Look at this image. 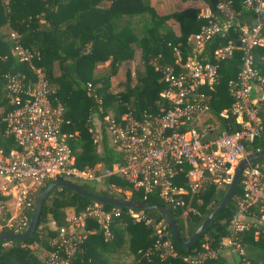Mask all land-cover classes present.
<instances>
[{"label": "built area", "instance_id": "1", "mask_svg": "<svg viewBox=\"0 0 264 264\" xmlns=\"http://www.w3.org/2000/svg\"><path fill=\"white\" fill-rule=\"evenodd\" d=\"M242 1L245 7L264 16V0ZM215 9L216 13L208 6L200 10L198 17L203 23L187 37L189 53L183 56L178 47H173V61L155 67L163 86L159 97L166 105L156 114L147 110L135 114L127 107L116 117H103L110 146L122 154L123 163L98 172L76 167L75 155L67 142L74 133L65 131L69 121L64 119L63 106L54 96L55 87L49 83L44 68L34 62L39 60L38 52L24 47L18 33L10 31L11 53L18 63L27 66L29 76H3L6 104L0 112V135L11 139L15 147H0V231H25L30 222L25 211L31 207L39 187L55 179L100 186L106 178L116 177L130 188L122 191L114 184L109 188L125 195L137 191L144 197H155L181 209L184 217L198 215L193 199L196 197L195 202L200 203L198 195L207 184L229 186L238 162L264 151L254 146L261 136L262 117L257 111L264 104V97L251 96L254 86L264 91V77L253 68V51L264 45L262 20L253 27L236 23L237 43L230 38L221 43L220 39L230 35L234 13L226 0H217ZM211 43L215 45L209 59L204 49ZM236 50L241 52L240 69L236 79L227 82L232 102L220 116L232 115L239 129L212 136L214 126L206 116L207 91L214 89L220 64ZM93 93L88 83L86 96ZM183 166L187 168L184 170ZM178 172H183L186 179L183 185L175 183ZM238 183L242 194L221 247L213 250L203 245V251L184 258L187 264H202L225 249L235 256L237 264H250L239 236H264V163H247ZM123 216L152 229L157 238L154 247L161 258L176 255L163 219L155 221L141 210L118 206L106 209L95 203L87 205L79 215H66L65 224L49 241L46 264L70 263L78 245L94 232L87 227V220L108 235L111 220Z\"/></svg>", "mask_w": 264, "mask_h": 264}, {"label": "trees", "instance_id": "2", "mask_svg": "<svg viewBox=\"0 0 264 264\" xmlns=\"http://www.w3.org/2000/svg\"><path fill=\"white\" fill-rule=\"evenodd\" d=\"M102 1L109 2V5L101 6ZM180 1H201L216 13L217 0ZM226 1L231 4L234 20L229 29L230 35L220 39L221 43H225L227 38L237 43L236 23H246L253 27L260 19L264 34L263 14L245 7L242 0ZM198 12L196 7H187L160 15L148 0H0V112L4 111L6 104L4 73H25L29 76L27 66L18 63L11 53L9 33L15 31L24 47L38 52L39 60L34 62L44 68L49 83L55 87L54 96L63 106L64 119L69 121L65 131L74 133V137L67 142L75 155L76 167L98 172L123 163L122 154L108 143L103 117H116L127 107L135 114L142 110L156 114L166 105L159 97L162 84L152 81L159 79V74L151 60L157 66L171 63L173 47H178L183 56L189 53L187 37L197 32L203 23ZM140 15L145 20L138 30L128 25L127 21L122 22L123 17L133 19ZM3 29H7L5 35ZM214 45L211 43L204 49L209 59ZM135 46L140 50L142 74L137 75L136 83L131 85L129 73H126L122 89L112 91L111 77L116 74L123 61L132 59ZM240 56L241 52L236 50L230 59L220 64L214 89L207 91L209 111L206 116L214 126L212 136L222 131L230 133L239 129L232 115L222 117L220 112L229 109L231 105L227 82L236 79L240 69ZM107 61V74L96 77L97 66ZM253 68L258 76L264 77V45L253 51ZM88 83L94 90L90 96H86ZM257 113L262 117L264 104ZM94 117L99 122V128L94 124ZM99 144L103 146L102 155H98ZM254 146L264 150L261 136L255 140ZM0 147L8 150L15 147V144L11 139L0 135ZM250 148L251 146L247 147ZM259 162L264 163V160ZM186 168L183 166L184 170ZM185 180L183 172H178L175 183L183 185ZM73 183L104 196L165 206L174 221L178 238L182 241L215 208L228 187L207 184L205 190L198 195L200 203L195 202L196 197L193 199L198 215L184 217L181 209L155 197H144L137 191L125 195L122 191L130 187L127 182L116 177L106 178L100 186L85 182ZM111 184L120 187L122 191L109 188ZM45 185L39 187L37 194ZM241 194V185L238 183L227 205L187 249H182L175 243L167 228L176 252L174 257L161 258L160 251L154 247L157 238L152 229L142 223H132L126 216L111 220L108 235L95 222L87 220V227L94 232L78 245L69 264H187L184 258L203 251V245L213 250L221 247L222 239L228 235V222ZM95 203L106 209L112 207L87 199L68 188H53L42 203L37 227L31 237L23 240H0V264H46L49 241L55 237L58 228L65 224L66 215H79L87 205ZM34 206L35 200L25 211L29 218ZM141 212L155 221L163 219L155 210ZM239 241L250 264H264V236L254 239L251 233H243L239 236ZM5 243L8 245H4ZM38 247L45 252L43 258L36 252ZM127 257L130 258L129 262H123ZM202 264H226V259L221 252L215 258L204 260Z\"/></svg>", "mask_w": 264, "mask_h": 264}, {"label": "water", "instance_id": "3", "mask_svg": "<svg viewBox=\"0 0 264 264\" xmlns=\"http://www.w3.org/2000/svg\"><path fill=\"white\" fill-rule=\"evenodd\" d=\"M261 136L264 142V113L262 115V126H261ZM264 160V151L258 155L248 156L246 159H242L238 162L232 181L227 187L226 192L224 193L220 202L215 206V208L205 217L201 224L195 229V231L186 239L180 240L176 231L174 221L167 210V208L160 204H149L144 202H136L130 199H122L117 197H109L95 192L88 191L71 181L65 179H55L49 181L37 194L35 198V206L30 218V222L25 231L20 234H13L9 232L0 231V240H23L32 236L35 231L38 223V218L41 210L42 203L47 196V194L55 187H63L72 190L73 192L90 199L95 202L104 203L111 206H118L122 208H127L131 210H141V211H157L163 218L172 238L175 243L182 249L189 248L192 243L205 231L208 225L215 219L219 212L227 205L230 198L234 195L235 189L238 185L239 178L243 168L247 163H253L256 160Z\"/></svg>", "mask_w": 264, "mask_h": 264}, {"label": "rangeland", "instance_id": "4", "mask_svg": "<svg viewBox=\"0 0 264 264\" xmlns=\"http://www.w3.org/2000/svg\"><path fill=\"white\" fill-rule=\"evenodd\" d=\"M150 5H154V9L157 14H164L170 11H176L183 9L188 6H194L198 7L202 4L201 1H189V2H181L180 0H148ZM109 2H102V5L106 6L108 5ZM145 20V17L143 15H140L136 18H127L123 17V21H127L129 23L128 25L134 27L135 30L140 29L141 25L143 24V21ZM121 23V22H120ZM122 24V23H121ZM7 32V29H3V34L5 35ZM151 63L156 67L157 65L154 63L153 60H151ZM53 70L56 72L57 69L56 67L53 68ZM109 70L108 63H104L103 65H98L97 68L95 69V76L99 77L102 75L107 74ZM143 72V63L140 59V50L138 47L135 46L134 52H133V57L130 60L123 61L117 68L116 74L111 77L110 79V86L112 91H119L122 89V83L126 79V73H129V79H130V84L133 85L137 81V75H141ZM151 81V80H150ZM152 81H155L157 84H160L161 81L159 79H154ZM94 124L96 128H99V122L95 120L94 117ZM100 143V142H99ZM109 143V141H108ZM110 145V143H109ZM103 153V146L102 144H99V149H98V155H102ZM77 182V181H76ZM79 183V182H78ZM229 223V222H228ZM226 252V250H223L222 252ZM36 252L40 258H43L44 253L41 247L36 248ZM233 259V258H232ZM130 260L129 257H127L123 262L126 261L128 263Z\"/></svg>", "mask_w": 264, "mask_h": 264}, {"label": "crops", "instance_id": "5", "mask_svg": "<svg viewBox=\"0 0 264 264\" xmlns=\"http://www.w3.org/2000/svg\"><path fill=\"white\" fill-rule=\"evenodd\" d=\"M102 2H107V1H102ZM102 2L100 3V5L103 6V7H107V5L106 6L102 5ZM152 6L154 7V5H152ZM205 6L206 5L202 2V4L200 6H198V7H196V8H198V11L200 12V10L202 8H204ZM188 7H194V6H188ZM185 8H187V7H185ZM180 10H182V9H180ZM170 12H173V11H170ZM170 12H167V13H170ZM199 12H198V14H199ZM167 13H164V14H167ZM160 15H163V14H160ZM106 63H108V61L105 62V64ZM251 96L254 99L262 98V97H264V91H260L257 87L254 86ZM225 250H226V252L225 251L222 252V256L225 257L226 264H236V258L234 257V255L229 251V249H225Z\"/></svg>", "mask_w": 264, "mask_h": 264}]
</instances>
